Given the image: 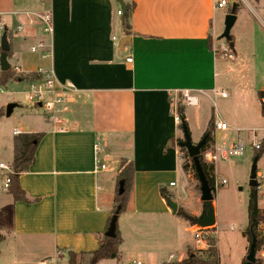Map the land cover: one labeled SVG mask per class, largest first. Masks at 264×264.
<instances>
[{
	"label": "crops",
	"instance_id": "obj_1",
	"mask_svg": "<svg viewBox=\"0 0 264 264\" xmlns=\"http://www.w3.org/2000/svg\"><path fill=\"white\" fill-rule=\"evenodd\" d=\"M122 1L131 8L128 35L123 15L117 16L121 9L115 0H0V25L12 33L8 41L11 54L7 57L10 67L22 74L50 72L57 90L67 83L76 89L71 108L89 104V118L67 120L65 131L53 128L44 119V128L34 130L22 125L12 132L11 143L20 133H43L44 137L33 165L19 176L21 189L36 201L15 202L10 194L0 192V255L3 245H11L19 253L28 249L30 241L41 246L44 259L57 251L76 254L96 250L112 217L121 159L132 161L134 180L127 208L117 220L123 240L120 262L130 260L128 252L122 251L127 238L145 239L142 233L149 227L167 233L176 228L179 219L159 194L163 187L172 197L170 201H176L182 195L176 187L182 178L185 181L177 141L179 123L171 110L182 92L197 95L198 107L185 106L189 126L188 109L200 110V95L218 94L216 63L223 59L216 57L209 42L217 40L224 47L216 32L214 3L219 0ZM46 14L51 19V34L45 32L41 20ZM235 42L233 37L225 43L231 45L233 60L238 57ZM252 80L253 114L261 115L255 97L264 86ZM35 113L41 115L29 112ZM214 117L228 125L229 133L241 130L237 124L242 119L235 113ZM251 129L264 128L244 130L251 133ZM224 133L214 130L208 149L228 144L219 143ZM97 144L100 152L95 150ZM99 163H105L108 170L97 172ZM112 171L116 174L114 182ZM260 174L264 175V167L259 168L257 162L256 175ZM184 231L190 232V228L186 226ZM144 253L151 258L149 262L140 260L144 263L167 261L153 251ZM23 261L21 264H25Z\"/></svg>",
	"mask_w": 264,
	"mask_h": 264
},
{
	"label": "rangeland",
	"instance_id": "obj_2",
	"mask_svg": "<svg viewBox=\"0 0 264 264\" xmlns=\"http://www.w3.org/2000/svg\"><path fill=\"white\" fill-rule=\"evenodd\" d=\"M229 8L219 9L216 12V32L219 42L226 47V40L221 38L224 31V23L226 16L230 13L232 6L238 5L237 14L235 15V23L233 24L230 35L235 38V45L238 53L236 60H218L216 63L217 76L215 83V92L213 95L209 92L210 97H201L202 107L200 110L195 108L188 109L189 121L188 127L190 130V138L193 144L200 142L206 128L207 119L213 112L215 115L231 116L235 113L237 117L242 120L238 122L237 126L241 129L235 133H224L219 140L221 142L242 141L249 144V141L254 139L252 133L246 132L247 128H264V117L258 113L253 114L252 99L250 86L252 84V77L256 82L264 86V0H226ZM237 18V19H236ZM212 49L220 51L222 46L217 43V40L210 41ZM39 48V47H38ZM37 48V49H38ZM18 69V68H17ZM18 74H22L15 70ZM46 72V71H44ZM39 79L41 73L37 72ZM38 80V79H37ZM28 85L25 83L16 82L9 83L6 88L0 90V110L2 116L0 117V162L9 164L12 159V143L11 135L14 130H17L22 125L30 126L29 129L39 130L46 127V122L41 115L29 114L31 111L25 101V91ZM221 92L226 94V97H221ZM253 97V96H252ZM250 98V104H248ZM179 99L181 104H184L182 94L178 95L174 100ZM259 99L255 97V103L258 104ZM69 104L70 112L67 115V120L89 118V104L82 103L76 105L74 108ZM174 108H175V104ZM8 108H11L12 113H7ZM39 112V111H33ZM253 130V129H251ZM259 131V130H258ZM264 134L258 132L257 138L260 139ZM180 141H183V135H178ZM210 147V144L209 146ZM255 151L247 148L240 158L218 160V172L216 175L220 186L216 188L213 197V206L216 213V225L207 229L210 236L216 240V247L218 250L219 264H244L246 256L249 251V243L247 238L243 236V231L247 225V202L250 193L249 175L253 162ZM183 165L190 164V160L185 151H182ZM224 166V167H222ZM109 169L111 168L108 166ZM258 167H264V155L258 161ZM223 168V170H222ZM117 171V170H116ZM114 171L111 172L110 178L114 182ZM214 177V172L212 171ZM257 178V176H256ZM225 180L224 185L221 180ZM185 183V185H184ZM258 183V182H257ZM176 190L182 195L175 200L177 204V212L186 217L199 218L203 213V203L200 201V190L198 180L193 172L188 169L185 171V181L182 178ZM114 189V193L116 194ZM259 194V193H258ZM260 201L259 206L261 208ZM176 212V213H177ZM121 224L123 223L122 217ZM177 224L175 230L169 233L166 230H159L150 228L143 231L145 239L139 240L133 236L134 239L126 240L125 245L122 246L124 254L128 252V258L143 260L149 262L151 258L144 252L153 251L158 258L168 260L170 255H174L177 259H184L186 257L187 248L195 251H206V249H196L193 235L191 234V227L193 222L187 219L176 216ZM185 225H184V224ZM189 227L190 232H185L184 228ZM136 235V233H135ZM171 235V236H170ZM170 236V237H169ZM169 237V238H168ZM2 239V237L0 236ZM21 244L23 242L19 240ZM18 242V244H19ZM28 249L16 253L10 245L2 246V253L0 255V264H38L41 258L44 259V252L40 250V245L36 241H30ZM134 247V248H133ZM208 247V246H207ZM53 250V249H52ZM46 252V251H45ZM264 245H262L258 252H255V259L262 261L264 264ZM203 255V254H200ZM52 255L49 258H53ZM77 264H88L91 255L89 253H76ZM119 257V256H118ZM42 260V259H41ZM68 252H64L58 258V264H69ZM120 257L117 259L103 260L97 264H122Z\"/></svg>",
	"mask_w": 264,
	"mask_h": 264
},
{
	"label": "trees",
	"instance_id": "obj_3",
	"mask_svg": "<svg viewBox=\"0 0 264 264\" xmlns=\"http://www.w3.org/2000/svg\"><path fill=\"white\" fill-rule=\"evenodd\" d=\"M237 9H238V5H235L234 14L237 13ZM130 14H131V8L130 6L127 5L126 12L123 16L124 17L123 28L125 35H128L130 29L129 26ZM6 33H7V40L11 42L12 33L8 31H6ZM232 40L233 37L230 35L229 41L226 42H231ZM10 54H11V49L8 51L7 57H9ZM37 79H39L37 72L30 74H18L16 71H14L13 67H10L7 71L0 72V90L2 88H6V86L11 82L25 83L26 85H28L29 83ZM257 97L260 102L261 116L264 117V104H262L261 102V100L264 98V91L258 92ZM185 109L186 107L183 104H181V102L178 99L175 103V108L173 109L172 106V110H171L172 115H176L179 119V124L177 129L178 132L181 133L182 135L184 134L185 130H187L189 134V129L185 119ZM1 115L2 112L0 111V116ZM214 121H215V117H214V113L212 112L210 119L208 121L207 129L204 134V136H207V139L200 150V154L198 155L199 163L201 165L205 178L208 182V185L211 188L213 197L216 191V188L214 186V177L212 176L213 168L211 165H208L204 161L203 154L208 149L209 144L212 143L213 141V132L215 130ZM43 137H44L43 133H20L14 135L13 137V142H12L13 159L10 163V166L14 173L13 175L10 176V185L7 193L12 196L15 202L23 201L27 203H33L36 201L29 199L26 196L25 192L21 189L19 185V176L27 172L31 167V165H33L35 161V151L37 149L38 144L43 139ZM177 141L179 142V144L182 142L180 141V139H178ZM181 150L186 152L184 148H181ZM254 153L255 154L253 160L256 159V161L258 162L260 157L264 154V151H255ZM189 160H190V164L183 165V170L187 171L188 169H190L193 172L194 176L197 178L193 160L191 158H189ZM133 180H134V167L132 161H128L127 159H121L119 161V166L117 170V176H116L117 191L114 196L111 215H113L117 210H119V215L125 212L129 201L130 193L133 187ZM120 184H122L123 187V191L121 194L119 193ZM198 186L200 190L199 181H198ZM159 194L165 201H170L172 198L165 191L163 187L159 188ZM259 199L260 197L257 188H250V193L248 196V202L246 208L247 225L242 233L243 236L247 238L249 246L251 243L252 236L254 235L256 237L255 252H258L260 247L264 245V237H261L258 233V225L264 219V216L262 215L261 210L259 208ZM175 215L183 219H187L185 215H180L179 212H177ZM110 220L111 217L108 219L105 232L109 227ZM1 241L2 239L0 238V242ZM122 243L123 240L117 224L115 235L113 238H108L105 236V233H103L98 248L93 252L89 253L91 255V258L88 264H97L103 260L117 259L119 255V247L121 246ZM206 244L208 246L206 251H195L191 248H187L186 257L174 264H219L218 250L216 247V240L214 239V237L209 235L206 238ZM68 255H69L68 263L77 264L75 257L76 254L73 252H69ZM254 264H263V263L262 261L256 259Z\"/></svg>",
	"mask_w": 264,
	"mask_h": 264
},
{
	"label": "built area",
	"instance_id": "obj_4",
	"mask_svg": "<svg viewBox=\"0 0 264 264\" xmlns=\"http://www.w3.org/2000/svg\"><path fill=\"white\" fill-rule=\"evenodd\" d=\"M214 8L224 9L229 8L226 0H219L214 3ZM123 12L121 10L117 11V16H122ZM42 22L45 26V32L51 34V19L49 15H45L42 17ZM19 30V28H18ZM3 30V26L0 25V36ZM115 38L113 37V40ZM41 47V44L39 45ZM32 51H35L32 48ZM216 57L223 60H233L235 55L231 50V45H226L220 51L213 49ZM131 59H127V62H130ZM15 70H18L15 68ZM41 78L35 80L28 84V89L25 93V101L31 110L39 111L40 114L43 115L44 119L49 123L53 128H57L60 131H65L67 126V115L70 112V108L67 107L69 104H72L75 99V94L77 93L74 86L70 83L63 85L61 88L57 90L55 85L54 76L50 72L40 71ZM184 99V104L187 107H198L199 99L198 96L189 92L184 91L181 93ZM226 94L221 92V97H225ZM262 104H264V98L261 100ZM175 121L179 123V119L176 115ZM214 127L216 132L224 133L229 131V127L226 123L215 120ZM238 132V130H237ZM258 132H262L264 134V129L262 130H253L251 133L254 136V139L246 144L242 141L232 142V143H223L220 147L213 145L211 148L207 149L204 154V160L213 166L214 172V186L218 188L220 186L219 181L216 178V164L220 158L223 160L240 158L243 156L245 150L250 148L253 151H264V135L261 136L260 139L257 138ZM95 150L100 152V147L98 144L95 146ZM108 168L105 163L97 164L96 171L97 172H105ZM13 170L9 164L0 162V192H8V188L10 185V176L13 175ZM257 176V175H256ZM257 190L260 197L261 205V213L264 216V175L257 176ZM226 183L225 180H221V184L224 185ZM170 186H174V183H170ZM191 233L194 238L195 248L198 249H206V238L209 236L207 229L200 228L197 225L191 227ZM258 233L261 237H264V219L258 225ZM63 254L62 251H57L56 255L53 258H48L40 261L38 264H58V258ZM264 256V252L261 253ZM180 259H177L174 255H170L168 260L162 262L161 264H174L179 262ZM122 264H147L137 259H132Z\"/></svg>",
	"mask_w": 264,
	"mask_h": 264
},
{
	"label": "water",
	"instance_id": "obj_5",
	"mask_svg": "<svg viewBox=\"0 0 264 264\" xmlns=\"http://www.w3.org/2000/svg\"><path fill=\"white\" fill-rule=\"evenodd\" d=\"M123 12V16L126 12V7L122 0H115ZM235 4L232 6L230 13L225 18L224 23V31L221 34V38L229 41L230 39V30L235 22ZM125 39H123L122 46L125 45ZM0 72H5L10 68V65L7 62V53L10 50L9 43L7 40V33L4 31L0 37ZM10 109L8 108L7 113H10ZM207 139V136H204L203 139L197 143L193 144L190 138V135L188 134L187 130L184 131L183 134V141L180 143V147L184 148L187 152V155L189 158L193 160L194 167H195V173L197 175L198 181L200 183V201L203 203V213L199 218H191L187 217L190 221L193 222L194 225L199 226L200 228H210L215 225V212L213 208V195L211 192V188L208 185V182L205 178V175L202 171L201 165L198 160V155L200 154V150L205 143ZM256 159L253 160L251 169H250V175H249V187L250 188H257L258 183L256 179ZM123 191L122 184H120L119 193L121 194ZM168 206L171 208L172 213L176 214L177 212V204L173 201H168ZM119 210H117L111 217L109 227L107 231L105 232V236L108 238H113L115 235V230L117 226V220H118ZM255 248H256V237L253 235L248 251V255L246 256V261L244 264H254L255 259ZM113 258V257H112Z\"/></svg>",
	"mask_w": 264,
	"mask_h": 264
}]
</instances>
